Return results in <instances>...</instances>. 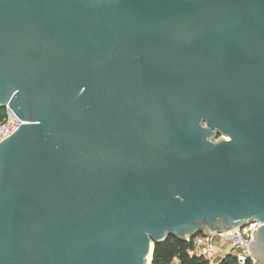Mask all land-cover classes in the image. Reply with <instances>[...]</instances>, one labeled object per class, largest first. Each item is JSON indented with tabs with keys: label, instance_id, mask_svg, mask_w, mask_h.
Returning <instances> with one entry per match:
<instances>
[{
	"label": "water",
	"instance_id": "95a60500",
	"mask_svg": "<svg viewBox=\"0 0 264 264\" xmlns=\"http://www.w3.org/2000/svg\"><path fill=\"white\" fill-rule=\"evenodd\" d=\"M6 107L0 264H152L253 219L264 264V0H0Z\"/></svg>",
	"mask_w": 264,
	"mask_h": 264
},
{
	"label": "built area",
	"instance_id": "2783aa9c",
	"mask_svg": "<svg viewBox=\"0 0 264 264\" xmlns=\"http://www.w3.org/2000/svg\"><path fill=\"white\" fill-rule=\"evenodd\" d=\"M3 111L4 117L0 119V143L23 123L9 107L3 108ZM262 224L261 221L253 219L240 227L200 233L187 241L192 242L195 255L207 260L209 264H221L226 258H233L236 264H258L257 257L249 250V245L255 240L253 232L258 231Z\"/></svg>",
	"mask_w": 264,
	"mask_h": 264
},
{
	"label": "trees",
	"instance_id": "16d2710c",
	"mask_svg": "<svg viewBox=\"0 0 264 264\" xmlns=\"http://www.w3.org/2000/svg\"><path fill=\"white\" fill-rule=\"evenodd\" d=\"M4 117L3 109H0V119ZM191 241L180 239L170 235L165 241L155 245L152 264H173L174 260L179 259V264H209L193 252ZM221 264H236L233 258H226Z\"/></svg>",
	"mask_w": 264,
	"mask_h": 264
},
{
	"label": "rangeland",
	"instance_id": "374dc122",
	"mask_svg": "<svg viewBox=\"0 0 264 264\" xmlns=\"http://www.w3.org/2000/svg\"><path fill=\"white\" fill-rule=\"evenodd\" d=\"M195 251H196V250H195L194 247H193L192 252H193L194 254H195ZM179 263H180V262H179V259H177V258H176V259L174 260V262H173V264H179Z\"/></svg>",
	"mask_w": 264,
	"mask_h": 264
},
{
	"label": "flooded vegetation",
	"instance_id": "af4514ba",
	"mask_svg": "<svg viewBox=\"0 0 264 264\" xmlns=\"http://www.w3.org/2000/svg\"><path fill=\"white\" fill-rule=\"evenodd\" d=\"M220 137V135H218L216 138H219Z\"/></svg>",
	"mask_w": 264,
	"mask_h": 264
}]
</instances>
